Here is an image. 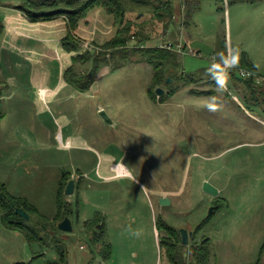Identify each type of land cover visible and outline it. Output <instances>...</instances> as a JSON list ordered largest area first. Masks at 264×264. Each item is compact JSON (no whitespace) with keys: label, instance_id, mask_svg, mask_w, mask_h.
Returning <instances> with one entry per match:
<instances>
[{"label":"rangeland","instance_id":"rangeland-1","mask_svg":"<svg viewBox=\"0 0 264 264\" xmlns=\"http://www.w3.org/2000/svg\"><path fill=\"white\" fill-rule=\"evenodd\" d=\"M124 2L128 19L150 22L151 45L180 50L178 73L158 86L163 96L149 94L152 66L131 52L128 59L109 56L89 92L62 86L43 100L40 91L57 84L58 63L48 69L54 81L35 86L28 84V63L0 48V99L9 86L5 76L15 70L4 71L7 55L25 63L0 107V264H47L61 253L67 264H170L161 251L160 218L175 231L194 232L196 243L209 239L212 264H264V104L251 101L257 88L251 91L224 68L215 73L226 81L223 90L208 74L217 53L227 66L239 49L238 59L248 56L260 74L256 85L264 86V0H173L172 23L162 25L151 22L146 7ZM1 15L0 8V22ZM107 31L82 52L96 54ZM98 97L111 125L99 116ZM23 149L27 157L15 162ZM104 154L113 164L124 162L131 176L100 177ZM64 173L68 182L75 179V191L64 194L59 210ZM205 181L219 197L203 191ZM13 197L32 210L30 220L11 218L22 229L2 222ZM160 198L171 204L161 206ZM211 206L218 209L205 227ZM66 217L70 233L59 229Z\"/></svg>","mask_w":264,"mask_h":264},{"label":"trees","instance_id":"trees-1","mask_svg":"<svg viewBox=\"0 0 264 264\" xmlns=\"http://www.w3.org/2000/svg\"><path fill=\"white\" fill-rule=\"evenodd\" d=\"M190 1L191 0H187L188 4ZM130 2L132 4H137L138 8L146 7L149 9L152 13L151 22L159 23L161 25L172 23V19L175 15L173 0H130ZM0 6H3L2 2H0ZM13 8L22 13L24 18L33 24L64 19L67 26V35L61 41L62 48L69 54L78 53L76 56L72 57V65L65 72L64 78L67 85L78 93L83 94L91 90L92 86L96 83L100 70L110 62L108 60L109 56H112L113 58L117 55H121L122 58L128 59L131 52L135 55H140L141 60L152 66V87L148 92L149 94L153 93L154 96H158L156 93L158 86L166 84V81L174 72L178 73L177 68L179 67L176 64H178L179 53L172 49L157 47L153 44L151 45L150 40L152 37L151 35L148 36V34L151 33L148 29L150 22L144 20L142 16H137L135 20L128 19L126 17L128 10L124 0H20V2L17 5H14ZM95 8L104 9L108 15L114 17L115 26L120 27L114 38L105 44L98 46L96 54H92L91 49L81 52L84 42L76 36L75 32L78 29L80 21L84 20L89 12ZM188 17H190V15ZM164 29L166 31V27H164ZM3 33L4 26L2 22H0V39ZM130 43L132 44L130 45ZM88 64H91V67L88 70H77V66ZM225 67V64L216 62L214 68L216 70L215 73L221 76L223 68L225 71ZM242 70L249 73L250 76L247 78L239 76L237 72ZM228 73H231L236 80L241 81L244 85L249 87L250 90L257 88V90H251L253 92V94H251V101L258 102V99L259 101L261 99L264 104V86H259L258 88L256 85V77H259L260 74H258L245 53L241 55L238 59L237 65ZM261 76H264V74ZM257 102L256 105H253L258 106ZM67 184V173H64L62 175V182L60 183V189L58 192L59 197L57 201L59 204V210H61V208L63 209L62 203L64 201V191ZM3 189L4 185L2 186V190ZM18 201H22V203L16 205ZM9 203H11L12 207L5 208L6 214L4 215L2 222L9 229H22L20 224H17L15 221L13 222L11 219L16 216L15 209L23 207L29 214L32 210L28 203L21 199L15 200L13 197L9 199ZM2 204L3 203H0V207ZM60 214L59 211L57 215L59 218ZM211 217H213L212 214H210L208 219L205 220L203 226L206 227V225L210 223ZM157 231L160 234L164 233V236H161L160 239L161 251H165V255L170 264H212L213 250L209 246V239L207 241H204L203 239V241L199 243H193L188 258V248L183 246L180 242L178 231L167 226L161 218L157 224ZM47 264H67L66 256L64 253H61L60 258L57 261H50Z\"/></svg>","mask_w":264,"mask_h":264},{"label":"crops","instance_id":"crops-1","mask_svg":"<svg viewBox=\"0 0 264 264\" xmlns=\"http://www.w3.org/2000/svg\"><path fill=\"white\" fill-rule=\"evenodd\" d=\"M13 6L12 3H3V6L0 7L2 11L1 22L4 26V33L2 35L3 40L1 39L0 41V48H3L5 50L6 48L11 49L14 53L13 55L16 54L20 59L28 63L31 72L28 84H32L35 86H40L43 84L47 85L54 81L52 74L48 73V69H51L53 67L51 62H53L54 60L56 61V63H58L61 69L59 79L58 81H56L57 84L53 88L47 87L48 89H46V96L56 94L55 88L57 87H70L65 82L64 76L67 69L72 65L71 58L76 56L78 53L69 54L62 48L61 41L67 35V26L64 19L33 24L24 19L22 13L15 10ZM40 27H49L51 31H47L44 33L38 32V28ZM105 28H107L108 30L106 33L111 34L110 36H106L107 39L103 40V44L114 38L117 33V31L113 32L114 28H116L115 19L113 16L108 15L104 9L95 8L94 10L89 12L88 16L84 20L80 21L75 34L78 38H80V40L84 42L82 45L83 47L86 45L88 46L89 41L94 42V40H102V34ZM55 45L58 48H56L54 52L51 48L56 47ZM82 50L83 49H81V52ZM61 53L63 55H61ZM33 55H36L37 57H33ZM17 56L11 57L7 55L6 61L4 62V71L6 70L5 68H7V70L9 68H15V70H12V75L8 72V75L5 76L7 84L9 86L7 87L8 89H6L5 95L2 91L0 107L5 105L4 102L7 100L8 95H10L9 91L12 92V86H10V84L14 86L13 88H15L19 82L16 72H19L18 69L22 70L23 65H25L22 60H16ZM21 90H19V92H21ZM0 119H2V115H0ZM54 124L57 125L55 122ZM65 124L66 122H62V125ZM64 129L65 128H62V133L64 132ZM21 157H27L24 149L23 151L21 150L20 156L15 159V162Z\"/></svg>","mask_w":264,"mask_h":264},{"label":"water","instance_id":"water-1","mask_svg":"<svg viewBox=\"0 0 264 264\" xmlns=\"http://www.w3.org/2000/svg\"><path fill=\"white\" fill-rule=\"evenodd\" d=\"M92 54H94V50L92 51ZM171 82V79L169 78L166 81V84H169ZM157 95L163 96L164 95V90L161 88H158L156 90ZM99 103V116L103 119V121L109 125L112 124V120L111 118L108 116L106 110L103 108L102 105V98L98 97L96 99ZM75 191V179L71 178L68 182V184L66 185L64 194L67 196H72L74 194ZM203 191L208 194L211 195L214 198L219 197L220 195V191L214 187L210 182L205 181L203 183ZM171 204L170 199L168 198H160V205L161 206H169ZM213 207L210 208L209 214H211L213 212ZM15 213L18 214L21 218L26 219V220H30V215L23 209V208H16ZM59 229L62 232H66V233H70L73 231V226H72V222L70 220V218L66 217L64 218V220L59 224ZM182 234V244L184 246H187L189 244V233L186 229H182L181 231Z\"/></svg>","mask_w":264,"mask_h":264},{"label":"bare ground","instance_id":"bare-ground-1","mask_svg":"<svg viewBox=\"0 0 264 264\" xmlns=\"http://www.w3.org/2000/svg\"><path fill=\"white\" fill-rule=\"evenodd\" d=\"M38 29H39L38 32H43V33L47 32V31H51V29L49 27H40ZM56 48H58V47L56 46ZM46 92H47L46 89H42L40 91V95L42 96L43 100L45 99ZM72 142L73 141H71V138H70L68 143H67V146H71ZM111 158H113V157L111 155L109 156L108 154L101 155V159H100L98 170H97V173L99 174L100 177L106 178L109 181L112 178L128 177L129 175L131 176V174H130L131 172L128 169V167H126L124 162L119 163V164H113V162L111 163Z\"/></svg>","mask_w":264,"mask_h":264},{"label":"clouds","instance_id":"clouds-1","mask_svg":"<svg viewBox=\"0 0 264 264\" xmlns=\"http://www.w3.org/2000/svg\"><path fill=\"white\" fill-rule=\"evenodd\" d=\"M238 57H239V49H234L231 56L229 57V59L231 60V63L230 64H227V66L225 67V75L228 74V72L234 68L237 63H238ZM214 62H219L221 64H224L225 63V58L223 56H221L219 53L216 54V57H215V61ZM215 69H213L212 71H210L208 74L209 76L216 80V83H217V87L221 90H223L226 86V81L224 82H221L215 75ZM134 235H139L138 232L136 233H133Z\"/></svg>","mask_w":264,"mask_h":264},{"label":"flooded vegetation","instance_id":"flooded-vegetation-1","mask_svg":"<svg viewBox=\"0 0 264 264\" xmlns=\"http://www.w3.org/2000/svg\"><path fill=\"white\" fill-rule=\"evenodd\" d=\"M158 202H159V204H160V199L158 200ZM211 207H213L214 209H213V212L212 213H215L216 212V209H217V206H211ZM183 229V228H182ZM182 229H179V230H177L178 231V233H179V239H180V242L182 243V234H181V230ZM187 230V229H186ZM188 231V230H187ZM188 233H189V236H190V238H189V244L186 246L187 248H188V254H187V257L189 258V255H190V252H191V250H190V248H191V243L192 242H194L195 243V235H194V232H190V231H188ZM183 245V244H182ZM184 246V245H183Z\"/></svg>","mask_w":264,"mask_h":264},{"label":"built area","instance_id":"built-area-1","mask_svg":"<svg viewBox=\"0 0 264 264\" xmlns=\"http://www.w3.org/2000/svg\"><path fill=\"white\" fill-rule=\"evenodd\" d=\"M164 48L172 49V47H170V46H166V47H164ZM179 49H182V47H180ZM179 49H178V50H179ZM179 51H180V50H179ZM179 51H177V52H179ZM240 76H241L242 78H246V77H249L250 74L247 73V72L241 71V72H240Z\"/></svg>","mask_w":264,"mask_h":264}]
</instances>
